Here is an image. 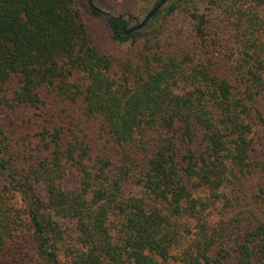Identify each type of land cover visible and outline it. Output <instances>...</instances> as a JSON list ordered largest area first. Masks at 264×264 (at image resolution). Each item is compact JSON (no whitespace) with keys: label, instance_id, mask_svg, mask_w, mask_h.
I'll use <instances>...</instances> for the list:
<instances>
[{"label":"trees","instance_id":"obj_1","mask_svg":"<svg viewBox=\"0 0 264 264\" xmlns=\"http://www.w3.org/2000/svg\"><path fill=\"white\" fill-rule=\"evenodd\" d=\"M194 3L168 0L130 34L107 18L113 41L140 45L120 61L77 0H0V114L31 126L54 104L78 112L27 132L26 155L0 120V264L16 241L36 264H264V0ZM182 7L205 47L221 13L226 61L142 33Z\"/></svg>","mask_w":264,"mask_h":264},{"label":"rangeland","instance_id":"obj_2","mask_svg":"<svg viewBox=\"0 0 264 264\" xmlns=\"http://www.w3.org/2000/svg\"><path fill=\"white\" fill-rule=\"evenodd\" d=\"M77 1L82 11L84 21L90 26L96 43L104 53L120 61L134 57V54H136L135 52L140 46L138 42L136 44L132 42L121 44L113 41L110 37V25L107 17L103 15H94L88 5V0ZM156 2L157 0H92L94 7L108 13L111 17L118 18L121 16L122 20L128 23L129 28L141 22ZM193 2H195V6L198 7L201 12L207 13V0H193ZM183 8L185 7H182L169 16L161 18V20L154 23L149 29L143 30L142 33L147 34L151 38L155 37L164 50L172 52L188 51L193 54L207 55L212 56V58L222 59L221 62L226 61L231 42L228 30L222 21L221 13L214 11L208 16V19H210L209 27L214 31L215 37L209 38V46L205 47L196 40L191 19L187 11ZM49 103L52 107L50 101ZM262 103V113L264 116V100ZM49 115L50 116H45V121L42 123H39L41 122L40 120L38 123L31 126L24 124L18 117H7L3 114H0V120H3L7 129L13 131L17 140L16 148L26 155L24 151L25 148H34L37 144L32 138H26L27 132L35 130V128L40 127L42 124H49V121L51 123L60 121L61 123L72 126L78 122V120L76 121V119H74L78 117L75 106L54 104V109L50 111ZM85 126L89 125L85 122L84 127ZM254 141L256 148L255 155L259 160L264 162V125L256 129ZM34 154L37 155L38 151H34ZM255 187V178H248L243 182L238 188V192H236L239 205L246 208L249 199L252 201ZM34 260V252L31 246L25 241H16L7 248L4 257L1 259V264H36ZM166 264L176 263L170 261Z\"/></svg>","mask_w":264,"mask_h":264},{"label":"water","instance_id":"obj_3","mask_svg":"<svg viewBox=\"0 0 264 264\" xmlns=\"http://www.w3.org/2000/svg\"><path fill=\"white\" fill-rule=\"evenodd\" d=\"M168 0H159L151 9L150 11L145 15V17L141 20V22H139L138 24H136L135 26H132L130 28L125 29L124 26L121 25L122 29L125 31L126 34H130L139 30H142L147 23L150 21V19L159 11L162 9V7L167 3ZM88 5L91 8L92 11L103 15L105 17H107L111 22H116L117 18H113L111 17L108 13L103 12L102 10L96 8L93 6L92 4V0H88Z\"/></svg>","mask_w":264,"mask_h":264},{"label":"flooded vegetation","instance_id":"obj_4","mask_svg":"<svg viewBox=\"0 0 264 264\" xmlns=\"http://www.w3.org/2000/svg\"><path fill=\"white\" fill-rule=\"evenodd\" d=\"M117 22V21H116ZM114 23V22H113Z\"/></svg>","mask_w":264,"mask_h":264}]
</instances>
